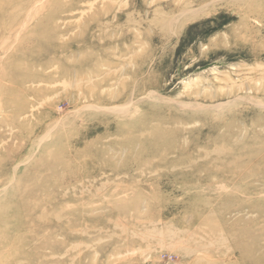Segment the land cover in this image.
Segmentation results:
<instances>
[{"label": "rangeland", "instance_id": "obj_1", "mask_svg": "<svg viewBox=\"0 0 264 264\" xmlns=\"http://www.w3.org/2000/svg\"><path fill=\"white\" fill-rule=\"evenodd\" d=\"M0 264H264V0H0Z\"/></svg>", "mask_w": 264, "mask_h": 264}]
</instances>
